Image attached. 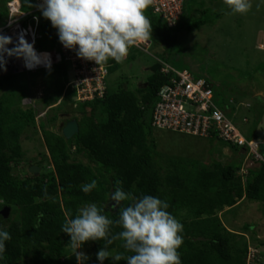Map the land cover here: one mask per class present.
I'll return each mask as SVG.
<instances>
[{"label":"trees","instance_id":"obj_1","mask_svg":"<svg viewBox=\"0 0 264 264\" xmlns=\"http://www.w3.org/2000/svg\"><path fill=\"white\" fill-rule=\"evenodd\" d=\"M8 1L0 0V24L7 20ZM19 1L20 10L29 14L27 19L39 16L37 43L46 42L53 48L59 40L57 30L41 12L33 13L36 0ZM204 2L193 0L191 10L184 0L179 21L173 27H168L148 8L145 15L152 25L151 46L164 45L166 50L162 54L165 58L167 53H173L180 30L190 31L206 23L198 16L206 14ZM195 16L198 18L190 22ZM169 54L170 58L185 65L182 70L188 69L184 58ZM103 65L108 74L120 67V63L112 59ZM46 75L55 83L48 87L51 93L40 99L44 108L56 103L68 81L63 63L53 66ZM13 76L12 73L0 75V230L11 235L6 241L5 259L0 264H76L70 236L61 231V226L75 218L80 208L91 203L101 208L102 214L117 220L120 209L129 203L125 201L119 207H112L114 202L110 200V194L117 187V181L125 192L136 197L151 195L168 202L167 211L183 225V244L178 249L181 264H247L250 244L244 236L247 232L256 250L264 246V240L255 238L250 224L242 225L240 232L228 227L223 220L224 214L245 200L264 204V163L249 169L243 183L239 174L242 154H238L235 163L207 165L180 157H165L158 150L159 141L153 131L161 129L152 126V114L160 89L169 83L173 73L153 72L134 91L120 85L113 91L106 87L102 98L79 104L73 100L74 91L67 88L60 103L50 108L54 109L53 114L45 123H55L58 112L54 111L62 106L76 105L70 108L73 115L63 121L66 124L75 119L78 132L66 140L62 132L52 133L45 129L44 122H40L39 130L50 164L38 162L37 175L26 172L23 176L15 175L12 169L23 156L21 134L26 128L36 131V111L32 104L26 108L21 106L24 92L21 90L18 94L13 90ZM4 89L6 91L2 92ZM260 99V96H254L244 106L255 128L264 112V101ZM233 100L238 102L236 98ZM217 106L228 118L236 113L237 105L225 97L218 100ZM248 121L246 117L242 118L243 123ZM255 138L253 131L246 139ZM206 139L221 140L214 133ZM73 153L84 154L89 164L74 161ZM260 153L264 154V150ZM92 180L97 182V188L84 193L81 186ZM4 208L8 210L4 211ZM121 230L114 226L112 234ZM123 243L117 239L107 250L114 256L133 255ZM104 244L103 240L84 243L81 249L91 253V260L84 264H94L92 259L97 260L96 253ZM110 264H127V261L113 260Z\"/></svg>","mask_w":264,"mask_h":264},{"label":"rangeland","instance_id":"obj_2","mask_svg":"<svg viewBox=\"0 0 264 264\" xmlns=\"http://www.w3.org/2000/svg\"><path fill=\"white\" fill-rule=\"evenodd\" d=\"M204 1L203 7L206 8V14L198 16L199 19L206 20V23L190 31L180 30L176 35L173 53H167L165 58L162 53L165 52L166 48L162 44L150 46L147 51L131 47L135 50L129 49V54L120 63V67L107 76L106 87L113 91L120 85L134 91L138 86L144 84L150 74L153 73L150 70L151 66L159 63V61L181 71L185 65L168 56V54L170 56L176 54L182 59L184 58L189 65L187 66L189 70H187L194 77L206 79L212 84L216 106L218 100L223 97L229 101L232 100L237 105L235 115H229V117L243 137L247 138L253 131L255 132L256 128L244 106L249 104L254 96H260V101H264V0H250L252 7L246 14L232 13L223 0ZM192 4L193 0H186V7L190 6L191 10ZM198 16L193 17L190 22H193ZM35 49L49 51L52 48L46 42H38ZM47 71L29 74L19 73L13 76L15 83L13 90L18 94L21 90L24 92L21 106L26 108L32 104L36 111V131L33 128H26L20 137L23 156L19 160L18 166H14L12 169L15 175H25L31 166L38 167L36 165L38 162L50 164L42 133L39 130V123L44 122L45 129L60 134L65 125L63 118L73 115V113L71 114L73 110L70 108L76 106L72 104L62 106L60 110L54 111V113L58 112L57 121L53 124L45 123L46 119L53 114L54 109L51 110L50 108L57 106L61 97L65 95L62 93L59 101L57 100L53 106L43 107L40 99L51 93V89L48 87L51 83H55V80L50 82V77L46 75ZM0 73L6 74L5 71H0ZM5 91L6 89L2 92ZM233 98H236L238 102H235ZM243 117L249 121L243 123ZM153 135L159 141L158 150L165 157H180L192 163L198 161L207 165L235 163L238 154H240L239 148L217 139L210 140L157 129L153 131ZM72 157L74 161L89 164L84 154L73 153ZM246 166L253 169L258 166V163L247 161ZM245 178L242 179L243 183ZM219 216L222 217V214ZM223 220L228 227L240 232L243 231L242 225L250 224L252 231L255 232V238L260 241L264 240V204L260 202H247L245 200L240 206H236L224 214ZM244 236L250 243L248 252H254V254L258 252L255 262L248 264H264V246L255 251L251 244L249 232L245 233ZM77 251H82L89 257L83 261V264L91 260L90 252L81 248ZM109 252L111 256H114L111 251ZM72 256L75 257L73 251ZM92 260L94 264H101L98 260ZM75 262L77 264L76 257ZM112 262L113 259L109 257L103 261V264Z\"/></svg>","mask_w":264,"mask_h":264},{"label":"clouds","instance_id":"obj_3","mask_svg":"<svg viewBox=\"0 0 264 264\" xmlns=\"http://www.w3.org/2000/svg\"><path fill=\"white\" fill-rule=\"evenodd\" d=\"M17 2L20 4L19 0ZM223 2L232 13L246 14L252 7L250 0ZM152 4L153 0H42L36 7L57 30L63 47L75 50L78 58L93 61L99 66L109 59L122 63L132 46L152 38V25L145 15ZM9 44L13 47L9 48ZM37 51L33 43L25 39L23 32L17 35L15 42L11 36L0 34V71H7V58L10 57L22 59L28 70L43 65L50 71L49 54ZM260 150H264L263 145ZM96 188L95 180L81 186L86 194ZM110 200L114 202L113 208L119 207L122 202H129L120 209L117 220L102 214L103 210L91 203L80 208L75 218L61 226V231L70 236L77 264L89 259L77 249L88 241L101 240L105 241L104 247L96 253L101 264L109 257L115 261L126 260L127 264H181L178 249L183 244V225L167 211V201L151 195L136 197L125 192L119 181L110 194ZM114 226L122 230L112 234ZM10 239L8 231L0 230V261L5 259L6 241ZM117 239L122 240L123 247L133 255L111 256L108 245Z\"/></svg>","mask_w":264,"mask_h":264},{"label":"built area","instance_id":"obj_4","mask_svg":"<svg viewBox=\"0 0 264 264\" xmlns=\"http://www.w3.org/2000/svg\"><path fill=\"white\" fill-rule=\"evenodd\" d=\"M184 0H153L149 6L151 13L161 17L168 27H173L179 20ZM42 0H36L34 12H40L36 5ZM9 11L5 24L0 25V34L11 36L15 42L17 35L24 33L29 43L37 44L40 38L38 34L39 16L28 18L27 13L20 10L17 0L7 3ZM151 41L142 42L132 46L141 51H147ZM13 47L12 44L8 45ZM36 50V49H35ZM37 51V50H36ZM49 54L51 68L63 63L68 73L67 88L74 91V102L85 103L97 98H102L106 90L107 68L93 61L78 58L75 50L66 49L58 42L49 51H37ZM7 71L5 73L19 74L47 70L43 65L33 70L24 67L22 59L7 58ZM160 72L173 73V77L167 85L162 86L158 93V101L152 114V126L172 132L183 133L201 138L211 137L214 133L217 138L239 148L243 156L239 174L243 178L248 174L249 166L246 162L252 161L264 163V154L260 153V147L264 146V139L247 140L239 132L232 120L228 118L215 104L212 85L203 78L194 77L190 71H178L167 64L160 62ZM62 99V97H61ZM59 101V100H58ZM255 251H257L255 249ZM257 253V252H256ZM247 252L246 263L255 262L257 254Z\"/></svg>","mask_w":264,"mask_h":264},{"label":"water","instance_id":"obj_5","mask_svg":"<svg viewBox=\"0 0 264 264\" xmlns=\"http://www.w3.org/2000/svg\"><path fill=\"white\" fill-rule=\"evenodd\" d=\"M160 69V64L156 63L151 66L150 70L152 72H156ZM62 135L65 139H70L74 134L78 132V124L75 119L68 121L61 129ZM255 134L258 140L264 139V112L261 116V120L256 127ZM39 168L36 166H31L28 169V172L31 174L37 175ZM7 208H4V211H7Z\"/></svg>","mask_w":264,"mask_h":264}]
</instances>
